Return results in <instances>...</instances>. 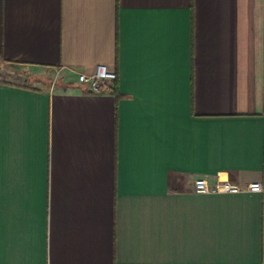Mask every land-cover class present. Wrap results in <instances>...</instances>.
Segmentation results:
<instances>
[{
    "label": "crops",
    "instance_id": "1",
    "mask_svg": "<svg viewBox=\"0 0 264 264\" xmlns=\"http://www.w3.org/2000/svg\"><path fill=\"white\" fill-rule=\"evenodd\" d=\"M0 264H264V0H0Z\"/></svg>",
    "mask_w": 264,
    "mask_h": 264
},
{
    "label": "built area",
    "instance_id": "2",
    "mask_svg": "<svg viewBox=\"0 0 264 264\" xmlns=\"http://www.w3.org/2000/svg\"><path fill=\"white\" fill-rule=\"evenodd\" d=\"M117 72L110 70L105 64H98L93 73L78 72V81L82 85H86L90 91L100 93L109 91L112 84L117 80ZM263 185L260 183H251L246 187L230 182L228 180H217L208 183L206 179H197L194 182V192L202 194L225 193L234 194L242 192H262Z\"/></svg>",
    "mask_w": 264,
    "mask_h": 264
},
{
    "label": "trees",
    "instance_id": "3",
    "mask_svg": "<svg viewBox=\"0 0 264 264\" xmlns=\"http://www.w3.org/2000/svg\"><path fill=\"white\" fill-rule=\"evenodd\" d=\"M117 80H115L112 84V87L111 89L108 91V92H111L112 94H114L117 98V101H118V98L121 96V94L118 92V87H117ZM100 93H103V92H100Z\"/></svg>",
    "mask_w": 264,
    "mask_h": 264
},
{
    "label": "rangeland",
    "instance_id": "4",
    "mask_svg": "<svg viewBox=\"0 0 264 264\" xmlns=\"http://www.w3.org/2000/svg\"><path fill=\"white\" fill-rule=\"evenodd\" d=\"M51 75H52L51 71H48V72H47V76H51ZM52 76H53V75H52ZM62 76H63V75H62ZM58 78H59V77H58ZM58 78H57V79H58Z\"/></svg>",
    "mask_w": 264,
    "mask_h": 264
}]
</instances>
